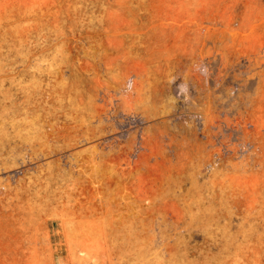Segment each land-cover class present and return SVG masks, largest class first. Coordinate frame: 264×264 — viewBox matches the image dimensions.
Returning <instances> with one entry per match:
<instances>
[{
    "label": "rangeland",
    "instance_id": "rangeland-1",
    "mask_svg": "<svg viewBox=\"0 0 264 264\" xmlns=\"http://www.w3.org/2000/svg\"><path fill=\"white\" fill-rule=\"evenodd\" d=\"M164 263L264 264V0H0V264Z\"/></svg>",
    "mask_w": 264,
    "mask_h": 264
},
{
    "label": "bare ground",
    "instance_id": "bare-ground-1",
    "mask_svg": "<svg viewBox=\"0 0 264 264\" xmlns=\"http://www.w3.org/2000/svg\"><path fill=\"white\" fill-rule=\"evenodd\" d=\"M164 242H165V241H164ZM164 242H163V243H164ZM164 264H165V263H164Z\"/></svg>",
    "mask_w": 264,
    "mask_h": 264
}]
</instances>
